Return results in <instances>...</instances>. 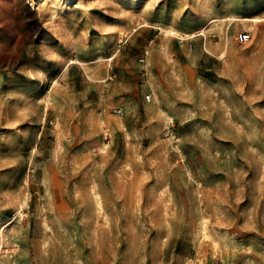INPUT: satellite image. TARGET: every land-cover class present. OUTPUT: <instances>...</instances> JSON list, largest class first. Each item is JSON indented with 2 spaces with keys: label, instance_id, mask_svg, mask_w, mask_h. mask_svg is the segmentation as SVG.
<instances>
[{
  "label": "rangeland",
  "instance_id": "rangeland-1",
  "mask_svg": "<svg viewBox=\"0 0 264 264\" xmlns=\"http://www.w3.org/2000/svg\"><path fill=\"white\" fill-rule=\"evenodd\" d=\"M0 264H264V0H0Z\"/></svg>",
  "mask_w": 264,
  "mask_h": 264
},
{
  "label": "built area",
  "instance_id": "built-area-1",
  "mask_svg": "<svg viewBox=\"0 0 264 264\" xmlns=\"http://www.w3.org/2000/svg\"><path fill=\"white\" fill-rule=\"evenodd\" d=\"M249 34H241L240 35V40L241 41H247L248 39H249ZM127 45H128V38L127 37H125V38H123L122 40H121V42L119 43V46H118V52H120V51H122V50H124L126 47H127ZM113 59L114 58H110L109 59V61L111 62V61H113ZM149 100L151 99V97L149 96V97H147ZM117 115H119V116H121V117H123V116H125V112H124V110H123V108H119V109H116L115 111H114ZM166 135H168V132L166 133Z\"/></svg>",
  "mask_w": 264,
  "mask_h": 264
},
{
  "label": "bare ground",
  "instance_id": "bare-ground-1",
  "mask_svg": "<svg viewBox=\"0 0 264 264\" xmlns=\"http://www.w3.org/2000/svg\"><path fill=\"white\" fill-rule=\"evenodd\" d=\"M154 108H155L156 114L161 116V119L163 118L165 120L164 116H166L167 113L162 110L161 106L158 105V106H155Z\"/></svg>",
  "mask_w": 264,
  "mask_h": 264
},
{
  "label": "crops",
  "instance_id": "crops-1",
  "mask_svg": "<svg viewBox=\"0 0 264 264\" xmlns=\"http://www.w3.org/2000/svg\"><path fill=\"white\" fill-rule=\"evenodd\" d=\"M147 121H148V122H150V121H152V119H151V118H149V116H148V118H147ZM158 122L160 123V125H159V126H162V124H161L160 120H158Z\"/></svg>",
  "mask_w": 264,
  "mask_h": 264
}]
</instances>
